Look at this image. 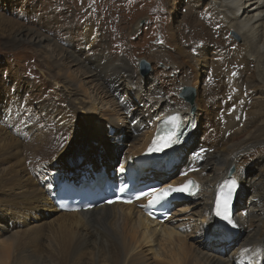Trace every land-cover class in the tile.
<instances>
[{
    "label": "bare ground",
    "instance_id": "6f19581e",
    "mask_svg": "<svg viewBox=\"0 0 264 264\" xmlns=\"http://www.w3.org/2000/svg\"><path fill=\"white\" fill-rule=\"evenodd\" d=\"M202 1L206 3L209 22L208 28L201 27L208 37L201 36L202 30L198 34L201 37L188 30L191 35L188 39L207 41L211 34L214 37L219 33L220 40L217 44L214 42L219 49H226L231 44L226 49L231 53L228 65L220 64L209 75L211 77L209 82H204L202 93L198 92L201 88L199 77L201 73L205 74V66L201 63L202 68L194 70L186 61H178L164 50L153 49L149 55L155 59L165 56L164 68L152 67L143 75L139 72L140 60L134 69L119 59L85 61L69 51L60 52L51 39L40 38L30 29H21L13 36V42L31 43L38 52L47 51L59 77L52 82V89L65 105L61 109L57 101L55 106L52 105L55 110L50 105H41L37 116L31 112L27 114L25 110L27 115L22 119L11 114L6 117L5 125L14 128L7 133V129L4 132L0 127V162L8 164L5 168L7 182L0 194L9 197L2 203L9 205L13 212L14 209L24 214L34 212L32 219H41L40 211L59 215L46 224L52 234L61 231V257L68 254L66 257L70 259L72 256L69 257V253L63 255L68 244L73 250L70 247L68 251L80 259L89 252L94 264H98V259L103 256L104 261L116 259L117 264H245L242 259L256 262L264 257V97L255 98L259 92L264 94V0ZM188 22L194 29L192 21ZM139 25L142 23L135 29ZM227 34L230 35L228 39L224 37ZM48 47L51 49L47 50ZM149 60H145L148 65ZM71 70L82 78H72ZM213 76L218 78L211 80ZM183 87L194 90L192 103L179 97ZM220 87L224 98L218 94ZM246 97L248 101L244 99ZM218 109L221 112L216 113ZM173 111H180L185 117L192 111L197 127L187 140L186 135L178 136L179 143L174 144L178 147L176 151L152 163L143 173L146 179L152 177L151 180L161 181L163 186L194 177L201 189L187 202L176 204L178 208L171 212L166 222L150 221L134 206H102L82 212L58 209L53 195L61 178L72 180L81 173L91 175L92 171L98 172L102 168L99 167L102 166L98 161L100 157L106 160L105 164L111 165L113 157L119 160L121 156L114 170L105 171L108 178L114 171L113 180L118 181L116 178L123 177L129 164L147 151L156 120ZM215 113L218 124L214 120ZM95 128L101 129L103 134ZM18 131L23 140H28L21 143L23 154L20 141L16 139ZM67 131L70 135L66 142ZM105 131L107 137L115 141L119 139V145L110 148L109 155L100 148L102 152L98 151L92 158L80 150L75 161L64 164L60 172L50 175L46 185L34 181L33 169L41 161H59L75 150L77 140L82 142L95 134L101 137ZM199 131L202 135L196 139ZM109 144L115 145V142ZM204 148L206 152H199ZM197 153H200L199 157ZM84 158H89L87 163L92 165H83ZM190 166L194 170L184 174ZM254 168L259 169L256 176L247 177L248 171ZM230 169L240 184L236 203L247 193L249 196L244 206L241 203L238 209L234 208L238 230L225 233L217 229L211 204L214 188L226 178ZM78 171L80 174L77 175ZM5 230L0 224V234ZM0 241L3 251L11 246L8 238V243ZM108 245L111 256L105 249ZM90 249L92 251H88Z\"/></svg>",
    "mask_w": 264,
    "mask_h": 264
},
{
    "label": "rangeland",
    "instance_id": "374dc122",
    "mask_svg": "<svg viewBox=\"0 0 264 264\" xmlns=\"http://www.w3.org/2000/svg\"><path fill=\"white\" fill-rule=\"evenodd\" d=\"M207 13L208 9L206 3L202 0H0L1 131L5 132L7 129L6 132L8 133L14 128L10 129L6 126L5 119L10 114L11 116L15 115L22 119L28 112H31L32 115L35 116L39 115L43 104L50 105V108L54 110L55 108L52 107V105L55 106L57 101L61 109H63V105H65L64 100L56 98V93L52 89V82L59 79L56 69L53 67L54 61L49 59V54H46V50L38 52V49L31 43L22 44L19 41L13 42V36L16 35L19 30L30 29L33 32L35 31L40 38L44 37L49 39L59 31L65 37L61 41H58L59 39L55 41L54 38H52L51 40L54 47L62 53L69 51L71 54L85 61L95 58L98 59V61L106 59L111 62L119 59L126 65L129 64V66L134 69L139 60L145 61L150 59L148 62L150 70L152 67H157L161 70L164 68L163 64L166 63V59L164 60L165 56L163 59L160 57H156L155 59V57L149 56L153 49H160L164 50L168 56L176 57L178 61H186L194 70H200V68H202L200 64L202 63V65L205 66V68L203 67L205 74L201 73L199 77L201 88L198 91L202 93L204 82L207 80L209 82L211 77L209 75L216 70L220 64L228 65L227 60L231 58V53L226 52V49L230 48L231 44L223 50L219 49L214 44V42L217 44V41L220 40L219 33H216L214 37H212L213 34L210 35L213 41L211 39L207 41H203V39L202 41L198 39H188L191 37L188 30L193 32L194 36L196 35V37H199L200 35L198 34H200L201 30L203 32L204 28H208L207 23L209 20ZM188 21H192V25L195 26L194 29L191 28V22ZM140 23H142V25H139L138 29H135ZM203 25L204 28L201 27ZM82 27L83 29L81 32ZM202 32L201 36L207 35L204 34L205 32L202 34ZM206 32L209 33L207 30ZM81 35L82 38H80ZM171 36L172 38L170 39ZM229 36V34L224 35L226 39H228ZM207 37L208 35L206 38ZM81 39L85 46L83 49L84 52L82 49V52L77 51L80 49L78 44H80L79 40L81 41ZM66 40H70L72 43L71 48H65L66 46L63 44V41ZM90 43H92V45ZM93 47H96L95 50H93ZM49 49L51 48L48 47L47 50ZM91 49L92 51L89 52L88 50ZM85 50L88 52H85ZM72 71L73 70L70 71L72 78L78 80L82 78L76 75V72ZM139 72L142 74L140 69ZM217 78L218 77L214 78L213 76L211 80ZM245 89L243 88V90ZM220 90L218 92L219 95L223 93L221 87ZM244 95H246L245 92ZM256 97H264V94L260 95L259 92L255 98ZM220 98H224L222 94ZM244 99L248 101L249 98L246 97ZM218 111L221 112V109H218L216 113ZM19 113L23 117L19 115ZM216 113L214 114V120L218 124V120L215 119L218 117ZM95 130L103 134L101 129L95 128ZM53 131L54 133L56 132L54 129ZM62 132L64 133L63 130ZM106 132L107 131H105V134L101 137L95 134L93 138H88L82 142L77 140L75 150L71 154L67 153L64 155L63 159L59 161H41L33 169L35 172L34 181L38 180L41 184L46 185V183L49 182L50 175H52L53 172H60L64 164L69 165L75 161L76 155L80 150L85 151V153L92 158L93 154H97L98 151L100 153L102 152L100 148L105 151V154L107 153L106 155H109V149L119 145V139H117V143V140L115 141L114 138L107 137ZM21 135V132L18 131L16 139L18 142L20 141V151L23 154L24 146L21 143H27L28 140H23V138H21L23 135ZM69 135V131H67L64 136L66 142L69 139ZM201 135L202 132L199 131L195 136L197 137L196 139ZM55 140L54 138L53 141ZM110 142H115V145L109 144ZM59 152H61V150H59L58 153ZM111 155H113V153ZM88 159L89 158L83 159V165H92L87 163ZM119 160L113 157L111 165H108V163L105 164L106 160L100 157L98 161L101 162L102 166L99 167H104L105 171H112ZM7 167L8 164L5 163H1L0 165V189L5 187L4 185L7 182V169H5ZM36 170L38 171L36 172ZM258 170V168H254L248 171L247 177H255ZM98 172H100V170ZM78 174H80L79 171L77 172V175ZM112 174L114 175V171ZM1 177H4V179ZM74 178L76 179L75 176ZM40 186L43 187L42 185ZM248 196V193L243 196L244 203ZM243 197L239 198L237 201L235 210L240 207L239 205L242 203ZM4 199H9V197L0 194V224L4 225L6 229L0 234V240L2 239L3 242H7L8 238L11 246L5 251L1 250L3 246L0 247V264L95 263L90 260L91 257L88 255L89 252L85 255H81V259L79 256H74L73 252L68 251L70 247L71 251H73L72 245L70 244L65 247V254L63 253L64 256L66 253H69V257L72 255L70 259L66 257L68 254L65 257H61L62 253L59 245V233H61V231L56 230L55 233L52 234L48 224H46L48 220H55L59 217L56 212L40 211L38 215L41 214L42 218L32 219L34 217V212L24 214L22 213L23 211L17 209H14L13 212V209L9 205L2 203ZM244 205L245 204H243V206ZM177 208L178 206H176L175 209ZM11 212L13 214H11ZM217 229L219 230V226ZM9 236H12L11 238L14 239H11ZM105 249L111 256L112 252L109 245ZM88 251L92 250L90 249ZM101 254L102 251L99 248V255L101 256ZM103 257L98 259V264H117L116 259L110 260L109 262L107 260L106 262Z\"/></svg>",
    "mask_w": 264,
    "mask_h": 264
},
{
    "label": "snow or ice",
    "instance_id": "6c2138e0",
    "mask_svg": "<svg viewBox=\"0 0 264 264\" xmlns=\"http://www.w3.org/2000/svg\"><path fill=\"white\" fill-rule=\"evenodd\" d=\"M179 143L178 136L175 131L170 134H167L165 137H157L153 144V151H163L166 147H171L172 145ZM197 157L200 156V153L196 154ZM192 183V182H189ZM228 191L226 193L221 194L216 200V215L221 219L227 221L228 223H232L230 216V209L232 204V193L237 187L236 181L232 180L230 184L226 185ZM173 192L182 193L188 192L191 193L188 184H184L179 187H171L161 188V189H153L151 192L146 193L145 195H149L152 199L149 201L150 204L158 203L161 200L165 199L167 196L171 195Z\"/></svg>",
    "mask_w": 264,
    "mask_h": 264
},
{
    "label": "water",
    "instance_id": "95a60500",
    "mask_svg": "<svg viewBox=\"0 0 264 264\" xmlns=\"http://www.w3.org/2000/svg\"><path fill=\"white\" fill-rule=\"evenodd\" d=\"M149 68L150 67L146 61L140 60L139 69L143 75L147 74ZM179 97L183 98L186 102L192 103L194 98V90L192 88L185 87L181 90Z\"/></svg>",
    "mask_w": 264,
    "mask_h": 264
},
{
    "label": "built area",
    "instance_id": "2783aa9c",
    "mask_svg": "<svg viewBox=\"0 0 264 264\" xmlns=\"http://www.w3.org/2000/svg\"><path fill=\"white\" fill-rule=\"evenodd\" d=\"M25 11H26V10H25ZM26 12H27V11H26ZM35 21H36V20H35ZM84 26H85V24H84ZM84 26H83V27H84ZM87 26H88V25H87ZM83 27L81 28V32H82ZM57 29H58V27H57ZM58 30H59V29H58ZM59 33H60V32L58 31V33H56L55 35H53L52 38H54L55 41H57L58 39H59L58 41H61V40L65 37L63 34H61V33L59 34ZM59 35H60V36H59ZM52 38H51V39H52ZM80 38H82V35H81ZM54 40H53V41H54ZM79 42H80V44H78V46H79L80 49L77 50V51H81V49H82V51L84 52L83 49H84L85 46H84V43H83L82 39H81V41L79 40ZM57 43H58V42H57ZM63 44L66 46L65 48H71V46H72V43L70 42V40L63 41ZM64 45H63V46H64ZM95 48H96V47H93V50H95ZM82 51H81V52H82ZM86 51H87V50H85V52H86ZM88 51L90 52V51H92V49H91V50H88ZM88 51H87V52H88ZM82 54H83V53H82ZM82 56H83V55H82ZM92 57H93V56H92ZM92 57H89V58H92ZM89 58H88V59H89ZM101 58H102V57H101ZM123 58H124V57H123ZM136 61H137V60H136Z\"/></svg>",
    "mask_w": 264,
    "mask_h": 264
},
{
    "label": "trees",
    "instance_id": "16d2710c",
    "mask_svg": "<svg viewBox=\"0 0 264 264\" xmlns=\"http://www.w3.org/2000/svg\"><path fill=\"white\" fill-rule=\"evenodd\" d=\"M242 203L244 204V199L242 200Z\"/></svg>",
    "mask_w": 264,
    "mask_h": 264
}]
</instances>
